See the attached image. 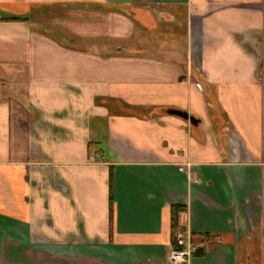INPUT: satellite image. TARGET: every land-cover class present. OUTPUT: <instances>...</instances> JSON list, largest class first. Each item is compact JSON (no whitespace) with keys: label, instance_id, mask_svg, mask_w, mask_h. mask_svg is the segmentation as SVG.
Segmentation results:
<instances>
[{"label":"crops","instance_id":"0c3cea01","mask_svg":"<svg viewBox=\"0 0 264 264\" xmlns=\"http://www.w3.org/2000/svg\"><path fill=\"white\" fill-rule=\"evenodd\" d=\"M172 206L264 264V0H0V264H170Z\"/></svg>","mask_w":264,"mask_h":264},{"label":"built area","instance_id":"2783aa9c","mask_svg":"<svg viewBox=\"0 0 264 264\" xmlns=\"http://www.w3.org/2000/svg\"><path fill=\"white\" fill-rule=\"evenodd\" d=\"M91 161L95 162V157H91ZM179 248H174L168 255L170 264H183L188 262L191 256L197 251L198 247L192 242L191 234L188 232H180L176 237Z\"/></svg>","mask_w":264,"mask_h":264},{"label":"trees","instance_id":"16d2710c","mask_svg":"<svg viewBox=\"0 0 264 264\" xmlns=\"http://www.w3.org/2000/svg\"><path fill=\"white\" fill-rule=\"evenodd\" d=\"M112 182H113V175L111 173L110 175V184L112 186ZM111 191H112V187H111ZM111 201H113L112 195H111ZM185 208L183 206H172V245L173 248H179L177 241H176V237L178 235V233L180 232H185L184 228H182L179 225V215L180 213L184 212ZM197 237L196 234H192V242H194V238ZM203 253V249L199 248L197 249V251L193 254V256H200Z\"/></svg>","mask_w":264,"mask_h":264},{"label":"rangeland","instance_id":"374dc122","mask_svg":"<svg viewBox=\"0 0 264 264\" xmlns=\"http://www.w3.org/2000/svg\"><path fill=\"white\" fill-rule=\"evenodd\" d=\"M8 7H9V9L12 10V13H13L14 12V9H13L14 7L12 5L11 6L8 5ZM47 12H48V10H46V8L43 7V8L36 9L33 12L34 13L33 15H35V17H39L40 19L41 18H46ZM52 12H53V10H52ZM28 17H30V16L28 15ZM42 256H45L44 258H50V257L54 258L53 260L52 259H47V261H48L47 264L48 263L49 264H67V263H64V262H66V261H64V260H66L65 257L63 258V260L62 259H58V258H61V257H59V255H56V254L54 256H46V255L41 254L38 257L41 258Z\"/></svg>","mask_w":264,"mask_h":264},{"label":"water","instance_id":"95a60500","mask_svg":"<svg viewBox=\"0 0 264 264\" xmlns=\"http://www.w3.org/2000/svg\"><path fill=\"white\" fill-rule=\"evenodd\" d=\"M172 114L179 115L185 119H190L194 124H197L198 121L194 117H190L187 113L179 112V111H171Z\"/></svg>","mask_w":264,"mask_h":264}]
</instances>
